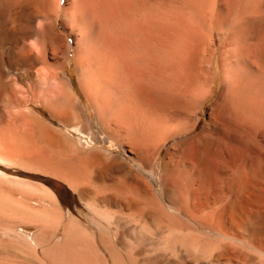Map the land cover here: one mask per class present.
<instances>
[{"label":"bare ground","instance_id":"bare-ground-1","mask_svg":"<svg viewBox=\"0 0 264 264\" xmlns=\"http://www.w3.org/2000/svg\"><path fill=\"white\" fill-rule=\"evenodd\" d=\"M57 15L60 25L69 28L73 43L83 47L92 99L105 81V65L121 67L125 93L116 101L119 112L104 117L101 114L99 125L106 134L122 132L124 146L134 157L147 152L146 170L136 171L117 156L92 148L90 137L84 140L79 136L74 141L68 132L38 124V118L30 115L28 94L58 118L59 113L49 106V90L57 85L58 90L62 86L67 87L66 92L69 89L64 79L62 84L58 81L50 86L52 72L45 61L48 51L55 62L59 58L63 61L70 48L62 42V32L54 28ZM40 39L45 40L41 41L44 45H38ZM5 44L11 49L12 66L19 65L23 72L38 78L41 90L34 95L31 80L25 90L15 87L20 96L14 98L16 107L12 104L14 108L9 107L6 113L7 126L0 134V161L16 162L45 174L42 180L66 183L88 208L112 213L99 214L106 225L98 227L96 238L62 211L52 189L12 178L28 191L20 197H14L11 191L0 193V264H241L245 247L264 254V207L259 206L264 193L251 178H244L239 167L264 161V0H0V45ZM73 49L76 51V46ZM38 60L43 63L41 72L34 68ZM216 66L221 72V87L228 90L234 102L230 114L224 103L219 116L224 118L228 113L232 124L241 128L244 140L240 149L214 148L211 135L219 133L221 123L212 118V107L201 137L194 139L188 133L199 117L181 122L164 119L158 113V99L150 97V91L159 93L163 89L165 77L174 86L182 82L189 99L202 102L212 92ZM2 72L0 52V81L5 82ZM12 81L15 85L17 78ZM66 92H60L59 97ZM105 100L101 105L104 110L108 107L104 102L109 103ZM21 104L33 121L19 124V117L26 115L19 116ZM251 116L252 128L248 124ZM63 118L66 124L71 121ZM76 131L81 134L80 129ZM223 139L232 140L230 136ZM43 148L56 157L45 156ZM80 148L85 159H91L88 162L95 179L113 183L115 193L98 195L78 185L76 171L59 161L63 158L60 156L75 154ZM86 161L84 165L89 166ZM9 172L2 168L0 176L10 182ZM144 173L149 182L159 184L166 209L153 210V189L145 184ZM130 191L141 199L126 196ZM143 198L146 209L140 201ZM131 209L136 211L130 214L132 217L124 215L123 211ZM134 220L145 221L148 227L143 228L142 223L138 229L131 227L129 223ZM14 226H33L35 232L30 237L20 236ZM206 237L211 240L208 246H204Z\"/></svg>","mask_w":264,"mask_h":264},{"label":"rangeland","instance_id":"rangeland-1","mask_svg":"<svg viewBox=\"0 0 264 264\" xmlns=\"http://www.w3.org/2000/svg\"><path fill=\"white\" fill-rule=\"evenodd\" d=\"M60 23H61L60 16L57 15L55 20H53L54 28L57 29L59 32H62V36H61V39L63 40L62 42L67 43L68 47H70V48L66 50L65 59L63 61H61L62 59L59 58L58 61L60 63H57L58 61L55 62L56 60L50 55L51 52L48 51V53L46 55V60H45L47 63L46 62L45 63L47 64L49 72L50 71L52 72V73L50 72L52 74V75H50L51 76L50 81L53 84L51 83L50 86L56 85V83L58 81L59 82L57 84L60 85V84H62L61 82L64 79L63 82H64V84L66 82V86H68V88H69L68 92L71 94L66 92L67 87L63 88L65 86H62V89L59 88V90H58L59 86L57 85L58 86V87L56 86L57 87V89H56L57 95L55 93L56 92L55 89H53V87H55V86L51 87L52 90L55 91V92H53L51 90L52 93L56 96V98L50 99L51 98L50 95L53 96V94H51V91L49 90L48 102L49 101L51 102V104L49 102V106L51 105L57 111V113L60 114V115L56 114V112H55V114L57 116H59L58 118H56V116H54V113L52 115L51 112L46 110L45 107L42 108L40 106L39 102L36 101V99H33L34 100L33 101L30 94H28L29 99H31L30 104L28 106V109L31 112L30 115L31 116L33 115V117H35L36 119L38 118L37 119L38 124L42 123L41 125L55 129V130L63 132V133L68 132V133H66L67 136L74 141H78L79 136L80 137L82 136L81 138H83L84 140H87L90 137V139L92 141V144H91L92 148L103 149L107 153H109V155L117 156L118 158L124 160L125 163H128L136 171L137 170L140 171V169H143V171L146 170L145 165L148 163V160H149V156H148L147 152L141 153V155L139 157H134L130 152H128V150L124 146L125 140H124V137H123L124 135L122 132L118 133L117 131H114V132L111 131L112 133L110 132L109 134H106L101 130L100 125H99L100 124L99 122L101 119L100 116L102 117V115H103V117H104L106 115H110V114H114V113L119 112L118 110H119L120 106H119V103L116 101H118L119 97L121 98V96H123L125 93V90L123 87L124 83H123V78H122L123 77V71H122L121 67H118V66L115 67L114 65L110 64L109 66L107 65L109 67V68H107L105 65L103 71L105 69L109 71V72L106 70L104 71V73L106 74V75H104V78H105V76H106V78H105V81H104V79H103V81L105 83L104 82L100 83V85L96 89L97 90L96 95H93L94 98L92 99V96H91L92 94H91V90H90L92 88V86L90 85V82H89L90 70L87 71L88 68L85 67L86 63L84 61L83 52H82L83 47L81 46V44L79 42L77 44L73 43L74 39L72 38V36H70L71 34L69 33V28L68 27L63 28L60 25ZM42 40H44V39H42ZM42 40L41 39L39 40L38 45L41 43H42V45L45 44L44 43L45 40H44V42H41ZM75 46L77 49L76 51H74V49H73ZM10 50H11L10 46H8L7 44L0 45V52L2 55V67H3V72L1 73L2 74L1 80L5 79L4 77H6V80H5L6 83L4 82V80H2L3 82L0 81L1 82L0 83V115H1L0 116V134H2L4 132L5 129L3 130V128L4 127L6 128V126H7L8 119H7L6 113L9 109V107H11V108L12 107L14 108V106L16 107L15 104L17 102L15 99L18 96H20V94L19 95L17 94L18 92L16 91L15 87L18 88L17 85H19V87L21 86V88H20L21 90H25L26 87L30 84V82L33 81L30 84L31 88L33 89L32 93L33 94L35 93L34 95H37L41 90L40 82L36 81V79L39 80L38 78H34V75L31 77V75L28 72H23L19 65L14 64L12 66V64L9 60ZM37 62H39V63H37ZM37 62H36V65L37 64L38 65L37 66L34 65V68L39 69L38 71L41 72L40 67L43 68V63L40 60H38ZM57 64H59L58 67H56ZM79 64H81V65H79ZM94 65H96V64H94ZM51 66H55L56 68H54V67L52 68ZM113 67H115L116 70H114ZM92 69H95V67L93 68V65H92ZM117 70H119L121 72H119V71L117 72ZM56 72H58L57 75L54 74ZM55 77H57L56 78L57 81L55 80ZM13 78H17V82L15 85L12 84ZM164 78L162 80L163 82H161V83H164V85H161V88H163V89H161V91L159 93H156L154 91L149 92L150 97H152L153 99L156 98V100L158 99L159 104H160V107H159L160 109L158 108V113H160L161 116L164 117V119L181 122L188 117L190 118L189 119L190 121L196 120L199 117L200 120L196 123L194 129L188 133V135L191 136L192 138L198 139L201 137V134H202L201 129L204 126V124L208 118V115H209L208 109H209V107H212V109H213L212 118L218 119L217 121H220V123H221V126L219 128V133L218 134L213 133V135H211L212 136L211 137L212 138V145H214V148L215 147L217 148L218 146L234 147L236 149L241 148V143L244 140V136L241 132V128L239 129V127L237 125L234 126V124H232V120L230 119L231 117L229 118V114H230V112H232V109H233L232 107H233L234 102H233V99L230 98V96L228 95V90L225 87H223V88L221 87V72L219 71L218 66H216V70L214 73L212 92L208 96V98L202 102H200L198 100H196V101H194L192 99L190 100L189 99V93L187 92L186 89H183V86H182L183 83L182 82L180 84H178V86L177 85L174 86L170 81L167 80V78H165V79ZM9 80H11L12 82ZM88 82H89V87H91L90 89H88L89 88ZM32 84H33V86H32ZM35 85H37V86H35ZM179 85L181 86V88L179 87ZM98 88H99V90H98ZM102 88L104 91H100V90H102ZM60 89H61V91H60ZM64 89L66 91H64ZM114 89L116 90L115 92H114ZM162 90H164V92H162ZM59 91L62 92L63 94H64V92H66V93L64 96L59 97V93H60ZM110 91H111V93H110ZM98 92H101L102 95H101V93L98 95ZM149 93H148V95H149ZM160 94H162V96ZM16 95H17V97H16ZM103 95H105L104 96L105 98L103 97ZM106 95L109 98H106ZM172 95H175V96H172ZM97 96H98V98H97ZM103 98L106 99L105 101L109 100L108 101L109 103L104 102L105 104H108V107L110 106L108 111H105L108 107L105 108V110H104L103 107L101 106L103 104V101H104ZM115 98H117V99H115ZM96 99H97V101H96ZM101 99H103V101ZM110 99H112L113 102ZM113 99H115V100H113ZM100 100L102 102H100ZM13 102L15 104H13ZM97 102H99V103H97ZM111 102H112V104H111ZM224 103H227L229 114L227 113L226 114L227 116H224V118H223V117L219 116V113H220L221 107ZM12 104L14 106H12ZM111 105H113V107ZM115 105H117L118 107L117 106L115 107ZM106 106L107 105H105L104 107H106ZM98 107H99V109H98ZM18 108H19V110L24 112V113L21 112L19 116H23V114L25 115L26 114L25 112H27V110H28L27 107L23 106L22 104L19 105ZM116 108H118V109L116 110ZM55 110H53V111H55ZM194 112H195V114H194ZM61 113L65 114L64 116L67 119H68L69 115L71 116L70 117L71 119L69 118L71 120L69 122L70 124L68 122H67L68 124H66V122L65 123L63 122V120L65 121V119L63 118L64 116L62 117L63 120H62V118L60 119V116H62ZM33 117H30L26 114L22 118L19 117V119H22V120L21 121L18 120V122H19V124H22L23 122L25 124L26 123L25 121H27L28 119L31 121ZM67 119H66V121H67ZM74 119H75V121H73ZM252 119L253 118L251 116V118L249 120L250 122H248L250 128H252V126H254ZM5 124H6V126H5ZM76 128L80 129L81 134L78 135ZM223 136H226V137L230 136L232 140L230 142H228L226 140L224 141ZM221 138L223 139L222 141H221ZM186 140H188V139H186ZM170 142H171V140L168 141L166 143V145H168ZM187 142L188 141H184L183 144H186ZM226 142H228V143H226ZM39 145H41V144H39ZM82 149L85 150L86 147H82ZM82 149L80 148L79 151H77L75 153V154L78 153L77 155L69 153L70 155L68 154L66 156L64 154V155L60 156V158L61 157H63V158H61L59 161H61V160L63 161L62 165L64 167H69V168H72L73 171H76L77 176H79L77 179L78 185L85 186L90 191H92L93 193L98 194V195H101L102 193L104 195L115 193L116 187L114 186L113 183H111L110 181L101 182V181L95 179L96 174L92 170L93 168L91 169L90 165H89V162L91 161V159L89 158L90 159L89 162H88L89 159L88 160L85 159L86 158L85 153ZM43 150H44L43 152H44L45 156H48L51 158L56 157L55 155H54L55 157L52 156L53 155V154H51L52 152L48 151L47 148H45V149L43 148ZM161 157H162V155H161ZM57 159H59V158H57ZM84 161L88 162L87 164L89 166H87L86 163L84 165ZM239 167L241 168V170L243 172L244 178L245 179L251 178L254 183L258 184V186L260 187V190H262V191H260V193H264V161H263V163H259V164L258 163H253V164L249 163V164H245V165L241 164ZM2 168L10 169V171H12V172H9L8 175H10L12 177H7V179L10 180V182H9L8 180L2 179V176H0V193L2 191L3 192H5V191L10 192L11 191L10 193L14 197H20L21 195L25 194L26 191H28L23 186H20L17 183H14L12 181V178L17 179V180L29 181V182H33V183H42V184L46 185L47 187H49L50 189L51 188H52V190L54 189L53 191L56 193L57 197L59 198V202H60L62 211L66 215H69V217L72 218L73 221L75 220L74 221L75 223H77L81 227L85 228L88 232L96 234V238L98 237V232H99V231L97 232V230H99L98 227H103V225L104 226L106 225V221H104L102 219L101 215L103 214V212H104L105 216H109L112 213V212H109L110 213L109 214L107 211L102 210V214H101V213H98V211L94 207L88 208V206H86L83 202L80 201L77 192L75 193L73 190H71L66 183L55 182V180L53 182L51 180H42L43 176H45V174L39 173L37 171L28 170L20 164L18 166V164L16 162H14V164L13 163L7 164V163L0 161V171H2ZM15 171H22L23 173H31V174L34 173V174H37L38 176H37V178H35L32 176H25L23 174H16L15 175V173H14ZM47 177H48V175H47ZM142 178L145 181V184L153 189V195H152L153 203L152 202L151 203H152L154 209L152 207L151 208L153 210L156 209L158 211H161L163 208L166 209V204L163 201L161 193H160L159 184L155 183L154 181L149 182L148 175L146 173L142 174ZM12 183L14 184V186H12L13 185ZM54 183H55V185H54ZM7 185H9V187ZM15 185H17V186H15ZM4 186H5V188H4ZM125 195L126 196L131 195V197L133 196L137 199L138 198L141 199L140 197H137V193L135 191H130L129 193H127ZM140 201L142 202L143 208L146 209L147 205L145 203V199L140 200ZM259 206L264 207V200L260 201ZM105 212H106V214H105ZM123 212H125L124 215H126V214L130 215V214L136 213V211H134V209L133 210L131 209L130 211L129 210L123 211ZM99 214H101V215H99ZM129 217H132V216L130 215ZM136 222H135V220H134V222L130 221V223H132V224L129 223V225L131 227L134 226L136 229H138L139 223L140 224L142 223L143 228H146L145 226L148 227V223L146 222L147 224L145 225V221H144V223L140 222V221H138V223H136ZM2 223L3 222H0V225ZM14 227H16V229L18 231L17 233L20 236L25 235V236L30 237L35 232V228L33 226H26V227L14 226ZM139 227H141V225ZM55 234H56V236L59 237L58 231ZM1 238L3 240L5 239V237H1ZM210 242H211V240L206 237L204 246H208ZM250 251L251 250H248L247 247L244 248V252L240 256V263L242 261L241 264H262L261 262L264 263V254L263 253L261 254V252H258V251H256V252H253V251L250 252ZM247 252H249V254L251 256L248 254V257H247V255H246ZM252 256L254 258H252ZM251 258H252V260H251Z\"/></svg>","mask_w":264,"mask_h":264},{"label":"trees","instance_id":"trees-1","mask_svg":"<svg viewBox=\"0 0 264 264\" xmlns=\"http://www.w3.org/2000/svg\"><path fill=\"white\" fill-rule=\"evenodd\" d=\"M52 189V188H51ZM54 190V189H53Z\"/></svg>","mask_w":264,"mask_h":264}]
</instances>
